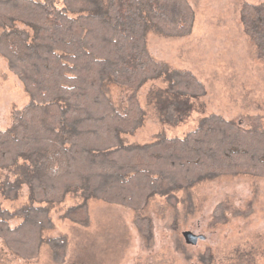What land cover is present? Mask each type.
Here are the masks:
<instances>
[{"label":"trees","instance_id":"1","mask_svg":"<svg viewBox=\"0 0 264 264\" xmlns=\"http://www.w3.org/2000/svg\"><path fill=\"white\" fill-rule=\"evenodd\" d=\"M62 1L59 7L53 0H0V55L30 97L12 113V125L0 129V169L14 175L0 191L13 199L27 186L31 202L40 204L14 214L0 210V237L14 252L37 257L43 227L50 223L49 209L41 204L83 198L67 215L87 223L90 198L139 211L151 196L206 178L264 177V129H245L216 114L201 118L184 138L124 143V135L143 126L138 91L149 81L164 82L148 92L162 124L178 126L201 110L205 84L156 60L147 46L149 31L190 35L195 11L189 0ZM241 22L264 62V4H246ZM107 85L130 89L125 109L112 100ZM12 216L23 220L12 226ZM138 219L151 235L150 220ZM48 244L61 259L65 239Z\"/></svg>","mask_w":264,"mask_h":264},{"label":"rangeland","instance_id":"2","mask_svg":"<svg viewBox=\"0 0 264 264\" xmlns=\"http://www.w3.org/2000/svg\"><path fill=\"white\" fill-rule=\"evenodd\" d=\"M103 1L107 4L109 0ZM53 2L61 7L63 1ZM189 2L195 11L190 35L166 37L149 31L147 46L156 60L171 69L189 71L205 84L208 93L198 102L201 110L178 126L162 124L148 104V92L164 82L159 78L149 81L138 91L145 121L136 133L124 135L127 145H143L161 137L184 138L201 118L211 114L245 129H264V62L241 22L246 4L263 5L264 0ZM105 90L125 109L130 89L107 85ZM29 102L22 82L0 55V129H8L14 110ZM7 179L14 181L13 173L0 169V184ZM85 201L68 196L60 203L41 204L49 209L50 223L43 227L37 257L29 259L14 252L0 237V264H264V177L224 174L206 178L166 196H151L139 211L90 198L87 223L72 220L69 209ZM31 204L40 205L31 202L27 186L13 199L0 191V210L14 214ZM141 216L150 220L151 235L138 224ZM22 220L12 216L9 223L15 226ZM186 231L204 239L189 245L183 236ZM55 238H64L66 243L59 260L48 244Z\"/></svg>","mask_w":264,"mask_h":264},{"label":"water","instance_id":"3","mask_svg":"<svg viewBox=\"0 0 264 264\" xmlns=\"http://www.w3.org/2000/svg\"><path fill=\"white\" fill-rule=\"evenodd\" d=\"M183 236L185 238L186 243L189 245H196L200 239H204L203 235H197L191 231L184 232Z\"/></svg>","mask_w":264,"mask_h":264}]
</instances>
